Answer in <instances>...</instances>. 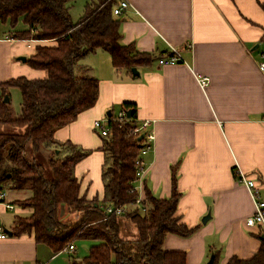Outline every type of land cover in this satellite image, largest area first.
I'll return each mask as SVG.
<instances>
[{"label":"crops","instance_id":"0c3cea01","mask_svg":"<svg viewBox=\"0 0 264 264\" xmlns=\"http://www.w3.org/2000/svg\"><path fill=\"white\" fill-rule=\"evenodd\" d=\"M72 3L69 11L76 21ZM128 3V9L117 14L121 43L149 53L151 62L129 74L114 68L110 54L101 49L80 59V72L99 80V98L54 133L55 140L90 149L74 167L80 194L88 200L103 199L105 153L94 122L105 120L108 111L126 117L132 110L138 125L150 122L147 129L154 137L142 157L143 176L134 180L138 198L145 199V188L160 199L170 197L175 167L180 194L176 215L195 227L188 236L166 234L163 249L184 251L186 264H207L211 256L212 264H227L232 257L250 259L258 252L264 228L246 224L255 202L235 170L253 179L264 199V78L257 66L264 59V0ZM9 31L10 25L0 22V84L19 76L42 79L46 72L31 68L21 57L27 59L36 45L54 41L11 39ZM174 50L181 60L158 63ZM203 76L210 80L202 88L198 79ZM123 103L134 108L125 110ZM3 191L0 232L7 237L0 239V264H70L73 256L77 258L72 255L75 246L73 251L53 252L49 245L35 242L33 234L9 235L16 217L30 216L31 210L15 204L23 198H8ZM61 211L67 218L64 207ZM137 234L134 225L123 237L135 239Z\"/></svg>","mask_w":264,"mask_h":264},{"label":"trees","instance_id":"16d2710c","mask_svg":"<svg viewBox=\"0 0 264 264\" xmlns=\"http://www.w3.org/2000/svg\"><path fill=\"white\" fill-rule=\"evenodd\" d=\"M74 0H0V22L10 25L11 39L53 40L54 44L36 45L26 63L44 70L42 79L15 77L0 84V125L20 131L0 129V191L28 189L30 196L15 204L31 210L30 216H17L12 235L33 234L35 242L49 245L53 252L67 249L77 238L93 240L84 257H72L70 264H186L184 251L163 249L168 233L188 236L189 228L177 213L179 192L176 168L172 169L171 196L160 199L145 188L143 201H136L134 164L142 140L134 132L138 126L131 118L108 117L106 135L100 150L105 153L102 165L103 199L88 200L80 194L81 183L75 165L87 157L90 149L71 141H58L54 133L95 105L99 98V80L80 72L78 61L96 50L110 54L111 65L125 69L149 64L152 57L139 52L133 43H121V21L113 12L119 0H90L83 14L73 21L70 4ZM22 23L24 28H18ZM20 90V109L12 112L4 101L9 88ZM8 95V94H7ZM125 110L134 104L123 103ZM31 150L32 156L27 154ZM49 154L53 175L43 174L37 153ZM63 205L68 217L60 210ZM136 225L135 239L120 236L115 209ZM110 207L109 212L106 208ZM227 264H264V238L258 252L250 259L232 257Z\"/></svg>","mask_w":264,"mask_h":264},{"label":"built area","instance_id":"2783aa9c","mask_svg":"<svg viewBox=\"0 0 264 264\" xmlns=\"http://www.w3.org/2000/svg\"><path fill=\"white\" fill-rule=\"evenodd\" d=\"M128 7H129L128 0H119V3L115 6L113 12L115 14H121L123 11L127 10ZM180 58L181 57L179 53L176 50H174L173 55H170L168 57L159 58L158 63L159 64H173V62H178L179 60H181ZM257 66H258V70L260 74L263 75V78H264V59H261V61L258 62ZM209 80H210L209 77L203 76L198 79V82L200 86L203 88L206 84H208ZM124 118H126L125 115L123 113H120L119 115H117L115 119L122 121ZM107 121H108V117L105 120L94 122V128L96 131H98V133L101 136L106 135L108 131L107 124H106ZM149 125H150V122L146 120V121L141 122L140 125H138L136 128L133 129L134 132H138L140 133V135L142 134V137H143L142 145L139 150L140 154L134 161V164H135L134 167H136L135 175H136L137 180L141 179V177L143 176L144 166H143L142 157L145 154H147V151L150 148V145L152 144V139L154 138L152 136L151 131L147 129ZM235 174H236V177L238 178V181L243 183L249 190H251L253 198H254V202H255L256 209L254 213L245 220L246 224L248 226L257 225V226H260L261 228H264V199L262 198L261 192H259L256 182L253 179L247 178L245 174L242 173V171L238 169L235 170ZM4 195H5V192L3 190L0 191V202H2ZM136 201L139 202L142 200L138 198ZM8 206L12 208V205L8 204ZM109 210H110V207H107L106 211L109 212ZM115 211L117 215H120L123 213V209L120 206L116 208ZM5 237H7V234L5 232L3 233L0 232V239H4ZM67 249L73 251L74 245L72 243L68 244Z\"/></svg>","mask_w":264,"mask_h":264},{"label":"rangeland","instance_id":"374dc122","mask_svg":"<svg viewBox=\"0 0 264 264\" xmlns=\"http://www.w3.org/2000/svg\"><path fill=\"white\" fill-rule=\"evenodd\" d=\"M87 0H74V2L72 3V10H73V15H74V19H78L84 11V4L86 3ZM8 94V95H7ZM7 94L5 96H7L8 98H10L9 102H10V108L12 110V112L14 113H18L19 109H20V101H21V97H20V90L17 87L14 88H9L7 90ZM106 118V117H105ZM104 118V119H105ZM105 123V122H104ZM0 129L7 131V132H15V131H20L19 128L15 127H10L6 124H1L0 125ZM96 131V130H95ZM96 133H98V131H96ZM98 135H100L98 133ZM27 154L29 156H32V152L30 149H28ZM49 153L48 152H44V151H40L38 152L37 155V161L38 163L42 166V170H43V174L50 178L53 175L52 169H50V165H49ZM5 191L7 192V196L8 198H27L30 196V192L28 189H17V190H12L9 186L5 187ZM63 205L61 206L60 210L62 209ZM118 222L121 228V234L120 236L123 237V235H127L129 236L131 234V229L132 227H134V225L130 222V220L128 218H126L124 215H121L118 217ZM138 236V234H137ZM136 236V237H137ZM135 237V238H136ZM127 238H131V237H127ZM73 245L76 247L75 252H72V255L76 254L77 257L81 258L84 257V255L87 253L91 243L93 242V240L89 241V240H85V239H81V238H77L73 240Z\"/></svg>","mask_w":264,"mask_h":264},{"label":"water","instance_id":"95a60500","mask_svg":"<svg viewBox=\"0 0 264 264\" xmlns=\"http://www.w3.org/2000/svg\"><path fill=\"white\" fill-rule=\"evenodd\" d=\"M21 60H22V61H25L26 58H25V57H21ZM132 72H133L134 74H137V69H136L135 67L132 68ZM3 98H4V101H5V102H8V101H9V98H8L7 96H4ZM131 114H132V110H131V111H127V112H126V117H127V118H130V117H131ZM110 115H111V112L108 111V112H107V116L110 117ZM139 137H140L139 140H141V139L143 138V137H142V134H141ZM208 216H209V215H207L206 217H204L203 220H202V222H205V221L207 220ZM11 234H12V233L9 232V235H11ZM212 261H213V256L210 257L209 262H208L207 264H212Z\"/></svg>","mask_w":264,"mask_h":264}]
</instances>
